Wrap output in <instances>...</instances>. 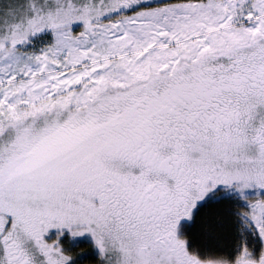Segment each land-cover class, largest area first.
Listing matches in <instances>:
<instances>
[{
	"label": "snow or ice",
	"instance_id": "obj_1",
	"mask_svg": "<svg viewBox=\"0 0 264 264\" xmlns=\"http://www.w3.org/2000/svg\"><path fill=\"white\" fill-rule=\"evenodd\" d=\"M0 264H264V0H0Z\"/></svg>",
	"mask_w": 264,
	"mask_h": 264
}]
</instances>
